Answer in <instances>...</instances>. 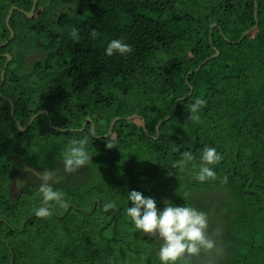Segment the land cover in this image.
I'll use <instances>...</instances> for the list:
<instances>
[{
    "label": "trees",
    "instance_id": "1",
    "mask_svg": "<svg viewBox=\"0 0 264 264\" xmlns=\"http://www.w3.org/2000/svg\"><path fill=\"white\" fill-rule=\"evenodd\" d=\"M4 1L0 52L11 59L0 76V264H161L160 244L126 215L128 192L163 209L164 200L196 207L191 197L205 189L226 190L241 207L227 228L218 223L210 232L219 228L246 252L228 261L202 253L178 264H264V0H37L32 17L23 11L33 0ZM12 5L23 11L14 9L6 24ZM39 39L43 56L24 71L25 51ZM112 39L131 45V53L105 55ZM5 60L0 56V75ZM35 73L46 85L30 96ZM197 97L207 102L198 123L188 119ZM40 109L48 116L30 121ZM89 129L92 158L65 173L70 141ZM205 146L223 159L210 165L217 179L201 183L192 163L199 165ZM185 151L196 159L173 168ZM102 159L120 170L99 171ZM88 168L92 181H73ZM45 169L62 177L53 188L68 207L50 204L52 214L38 218L36 175ZM10 182L24 186L14 202ZM110 201L116 209L103 211Z\"/></svg>",
    "mask_w": 264,
    "mask_h": 264
},
{
    "label": "clouds",
    "instance_id": "2",
    "mask_svg": "<svg viewBox=\"0 0 264 264\" xmlns=\"http://www.w3.org/2000/svg\"><path fill=\"white\" fill-rule=\"evenodd\" d=\"M70 35L76 41L80 39L79 29L73 28ZM93 39L100 34L93 29L90 33ZM131 45L120 39H112L105 50V55L114 54L125 55L131 53ZM206 100L197 97L190 105L188 119L193 122H200L198 115L200 109L206 106ZM89 135H95L93 129H89V134L80 139H72L64 153L63 165L65 173H73L85 166L92 158L87 151ZM106 147L111 149L110 144ZM196 158L190 151L181 153V159L173 162V168L185 169L189 163ZM223 157L214 147L205 146L200 155V163L197 166L192 163L198 171L194 173V179L203 183L208 180H216L217 174L210 165L218 164ZM40 178L39 193L42 196L41 206L34 209L38 218H47L52 214L50 204H55L61 209L68 207V202L64 199L65 194L56 191L53 184L62 177H58L53 170L45 169L37 173ZM169 175H172L169 172ZM228 177L222 178V183H227ZM128 201L131 206L125 209L127 217L131 219L136 229L148 236H158L162 241L157 253L161 264H178L180 261H187L192 257H199L202 253L211 256L221 251L216 239L220 229L217 228L213 234H209L208 215L190 206H177L170 200H164L163 209L157 207V201L151 197H145L141 192L132 190L128 192ZM115 201H110L103 205V211L116 209Z\"/></svg>",
    "mask_w": 264,
    "mask_h": 264
},
{
    "label": "rangeland",
    "instance_id": "3",
    "mask_svg": "<svg viewBox=\"0 0 264 264\" xmlns=\"http://www.w3.org/2000/svg\"><path fill=\"white\" fill-rule=\"evenodd\" d=\"M45 1L48 2L49 0H44V3H46ZM1 2L4 3L5 1L0 0V4H1ZM6 63H7V61L4 63L3 69L1 71V75H2V73H4ZM11 65H13V63ZM43 66L44 65H42L40 67L41 70L43 69ZM38 76L39 75L37 73H35L31 77L30 76L28 77L29 80L27 83H29L30 86L27 85L28 87H26V89H27V91H30V92H27V91L26 92L30 93V96H33V94H34V92H31L32 90H34L35 88L36 89L42 88L46 85L44 83L45 81L39 80ZM1 78H2V76H1ZM39 111H37V113ZM0 121H2V120H0ZM1 123L4 126L3 121ZM83 127H84V123H83L82 127L80 128V130H82ZM18 129H19V127H18ZM20 131H22V130H20ZM2 150H3V147H2V144H0V153L2 152ZM41 159H43V157H41ZM99 163L101 164V165L97 166L99 171L101 170L105 173L106 172L115 173V172L120 170V168L117 165H115L111 162H108L107 159L99 160ZM89 173H90V168H88L86 172L82 173V175L75 177L77 179L73 178V181L76 182L77 184L82 180V178H83L84 183L89 182L90 179L92 181L91 175ZM19 175L21 177H24V174H22V173ZM36 176H38V175H36ZM8 186H9V191L7 194L8 198L10 201L14 202L17 198L18 193L21 191V189L24 188V186L23 185L22 186L15 185L14 182H10L8 184ZM82 187H83L82 190L86 189V185H82ZM5 195H6V191L4 189H2L0 191V197L1 196L3 197ZM191 198L193 200H196V203L198 204V205H195L196 207H194V208H196L198 210L202 209V211L208 215V223H209L208 232L210 235L213 234V231L210 232V225H214V224L217 225L219 223V225H221L222 227L227 228L228 223L231 221V219L234 216L235 217L240 216L239 214H240L241 207L227 193L226 190H223V189H205L203 191L196 192L194 194V197H191ZM22 199H23V197H22ZM198 206H201V207H198ZM225 209H227V210H225ZM248 215L251 217L250 214H248ZM0 239H2V238H0ZM216 239L221 240L218 243H219L220 248H221L220 252H221V254L223 253L222 256L218 255V257L215 253L212 254L213 257L216 259L218 258V260L228 261V260H231L235 257L242 258L244 253L246 252L245 250L240 249L238 246H236L232 243L231 235H229L228 237L227 236L225 237L223 235L222 236L218 235V236H216ZM157 242L159 244L162 243V241L159 239V237L151 236V243L156 244ZM158 247H160V246H158Z\"/></svg>",
    "mask_w": 264,
    "mask_h": 264
},
{
    "label": "flooded vegetation",
    "instance_id": "4",
    "mask_svg": "<svg viewBox=\"0 0 264 264\" xmlns=\"http://www.w3.org/2000/svg\"><path fill=\"white\" fill-rule=\"evenodd\" d=\"M35 2V5H36V2H37V0H33V3ZM60 6H61V3H59V0H57L56 1ZM33 6V5H32ZM63 8H68L69 10H70V8H69V5H67V4H63V6H62ZM11 8H13V10L14 9H17V10H19V11H23V9L22 8H18L16 5H12L10 8H9V10L11 9ZM9 10H8V14H7V16L9 15V17H10V15H11V13L9 14ZM12 10V11H13ZM55 10L56 11H59V9H58V7H55ZM61 10V9H60ZM28 17H32V16H37V12L35 11V7H34V9L32 10V7H31V10L30 11H23ZM29 12H31V15L29 16L27 13H29ZM7 16H6V18H5V22H6V24H8V21H6V19H7ZM9 20V19H8ZM52 23H54V20H52L51 21ZM43 40L42 39H39L38 41H37V43L36 42H34V44H32V45H28V50H26V51H29V52H26L25 51V53H27L25 56H24V63H26V65H24L23 67H22V69L25 71V70H30L31 69V66L32 65H34L38 60L37 59H39L40 57H42L43 56V52H42V49H41V46H40V44H41V42H42ZM5 44H7V40H5V41H3V42H1L0 43V45H5ZM7 54H9V53H7V52H0V56H3V57H5L6 58V55ZM38 54H40V56L38 55ZM10 55V54H9ZM10 59H11V55H10ZM10 59L9 60H7V58H6V60H5V62L7 61H10Z\"/></svg>",
    "mask_w": 264,
    "mask_h": 264
},
{
    "label": "water",
    "instance_id": "5",
    "mask_svg": "<svg viewBox=\"0 0 264 264\" xmlns=\"http://www.w3.org/2000/svg\"><path fill=\"white\" fill-rule=\"evenodd\" d=\"M34 7H35V2L33 3L32 10L34 9ZM12 10H13V8H11V9L9 10V14L12 12ZM27 14L30 16V15H31V12H29V13H27ZM8 19H9V15L7 16L6 21H8ZM211 26H213V25H211ZM11 35H12V33H11ZM217 54H218V51L215 50L213 56H216ZM38 55L40 56V54H38ZM6 58H7V60H9V59H10V55L7 54V55H6ZM1 76H2V78H3V73H2ZM40 114H45L46 116H48L47 111L44 110V109H41L38 113L34 114V115L31 117L30 121H31L33 118H35L36 116L40 115ZM87 120H89V118H87V119L85 120V122H86ZM18 127H19L20 130H23V129H24V127H23V128L20 127V126H18ZM11 261H12V259H10V264H11Z\"/></svg>",
    "mask_w": 264,
    "mask_h": 264
}]
</instances>
